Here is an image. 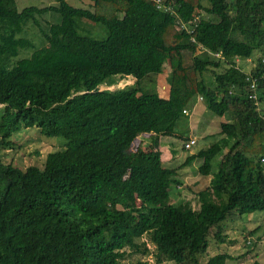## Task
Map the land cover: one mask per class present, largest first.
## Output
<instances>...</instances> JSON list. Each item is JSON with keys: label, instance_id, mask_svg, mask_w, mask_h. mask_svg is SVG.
Masks as SVG:
<instances>
[{"label": "trees", "instance_id": "obj_1", "mask_svg": "<svg viewBox=\"0 0 264 264\" xmlns=\"http://www.w3.org/2000/svg\"><path fill=\"white\" fill-rule=\"evenodd\" d=\"M51 1L18 10L0 0V148L30 127L66 140L42 167L0 155V264H148L125 261L134 253L227 264L226 251L200 259L212 230L223 242L228 218L264 212V0H163L173 12L155 0ZM93 26L105 36H93ZM31 27L37 42L26 35ZM255 52L263 55L249 71L257 99L234 59ZM164 64L170 83L161 96L147 82ZM127 77L134 83L108 88ZM200 97L228 114L225 137L186 157L201 159L209 184L194 204L173 205L179 181L162 163L160 137L185 138L175 128ZM144 133L153 134L149 144L133 149Z\"/></svg>", "mask_w": 264, "mask_h": 264}, {"label": "rangeland", "instance_id": "obj_2", "mask_svg": "<svg viewBox=\"0 0 264 264\" xmlns=\"http://www.w3.org/2000/svg\"><path fill=\"white\" fill-rule=\"evenodd\" d=\"M17 9L20 10L25 6H45L53 3L51 0H15ZM78 0H70V2L79 6ZM90 25V24H88ZM35 28H30L27 31V36H31L34 42H37L39 35L35 33ZM92 35L101 38L105 36L104 30L100 26L92 27ZM22 52L21 56H24ZM261 52H255L251 65L244 67V70L250 71V69L257 63V60L262 57ZM264 57V56H263ZM203 78L207 81L212 80L211 72H204ZM151 82H147L149 87L155 88L156 92L161 96H166L170 83V73L168 64L163 65V72L154 76H151ZM135 78L127 77L123 79H117L114 85L109 86V89L123 87L134 83ZM104 87V86H102ZM206 109V110H204ZM228 114L223 117L217 116L207 108H205L203 101H195L194 106L189 109V113L186 117H182L176 126V133L183 134L185 138H178L176 136H162L160 137V150L161 160L164 166L174 168L177 171L176 179L178 184H174L170 189V203L177 205L184 203L187 200H191L194 204V197L198 190L203 189L209 184L210 176H203L199 173V164L201 159L195 158L190 164L185 163V159L188 155L197 153L201 149L208 148L211 144L218 141L220 138L225 137L220 133L221 121L228 120ZM189 131H192L189 134ZM196 138V144L189 150L183 149V142L189 137ZM152 133H144L139 135L132 142L131 147L135 149L139 144L143 147L149 144L152 139ZM12 148H0V155L4 163H12L20 168H26L29 165H36L42 167L45 155L57 149L64 147L66 141L62 136H46L40 132L36 127L22 128L15 133L12 138ZM223 151V150H222ZM221 154V153H220ZM219 154V155H220ZM219 155L215 156L213 163V169L215 170L216 164L219 160ZM254 233L253 231H255ZM223 235H225V241L218 242L214 238V231L209 235L210 245L207 252L201 256V261L204 262L208 259V256L217 252H228L233 258L227 261V264H251L256 258L264 264V212L254 211L250 214H243L241 217L234 215L224 221ZM259 236V240H257ZM256 240L253 248L245 245L247 242ZM152 249V248H151ZM153 252V250H151ZM150 251V252H151ZM152 253L147 256H143L140 253H134L127 256V260L134 257H141L148 261V264H173L170 261H162L160 263L155 261Z\"/></svg>", "mask_w": 264, "mask_h": 264}, {"label": "built area", "instance_id": "obj_3", "mask_svg": "<svg viewBox=\"0 0 264 264\" xmlns=\"http://www.w3.org/2000/svg\"><path fill=\"white\" fill-rule=\"evenodd\" d=\"M155 1H156L157 8H159L165 12H173L172 7L169 5V3H166L163 0H155ZM180 28H184L187 31H189V29L191 27L188 24H185L182 22L180 24ZM217 54H219V53H217ZM247 80H249V82H250L249 86L247 87L248 88L247 91L250 93V97H252L253 99H256L257 98L256 89H257V84H258L257 78L255 76L249 75V78H247ZM200 99H201V97H200ZM183 112L187 113L188 110L184 109ZM195 144H196V138L193 136H189V138L183 142L182 147L185 150H189Z\"/></svg>", "mask_w": 264, "mask_h": 264}, {"label": "crops", "instance_id": "obj_4", "mask_svg": "<svg viewBox=\"0 0 264 264\" xmlns=\"http://www.w3.org/2000/svg\"><path fill=\"white\" fill-rule=\"evenodd\" d=\"M253 57H248V58H240V57H238V56H236L234 59H235V63L237 64V66H239L243 71H245L244 70V67H246L247 65H248V62L251 64V65H253L252 64V59ZM253 68V67H252ZM251 68V69H252ZM250 69V70H251ZM247 73H249V71H247ZM202 101V99H197V101ZM192 106H194V104L193 105H191V107H189V109L190 108H192ZM189 109H187L188 111H189ZM204 110H206V109H204ZM224 116V115H223ZM222 116V117H223ZM228 120H229V118H228ZM228 120H225V121H228ZM225 121H221V122H225ZM192 131H189V134L191 133ZM256 260H259V259H257L256 258ZM260 261V260H259ZM262 264V263H261Z\"/></svg>", "mask_w": 264, "mask_h": 264}, {"label": "clouds", "instance_id": "obj_5", "mask_svg": "<svg viewBox=\"0 0 264 264\" xmlns=\"http://www.w3.org/2000/svg\"><path fill=\"white\" fill-rule=\"evenodd\" d=\"M253 56H254V55H253ZM253 56H252V57H253ZM247 58H248V57H247ZM262 61H264V59H262ZM255 64H256V63H255ZM255 64H254V66H255ZM254 66H253V67H254ZM248 75H250V73H248ZM251 76H254V75H251ZM255 77H256V76H255ZM256 78H257V77H256ZM257 83H258V81H257ZM257 88H258V84H257ZM256 91H257V89H256ZM256 94H257V92H256ZM256 99H257V98H256ZM187 113H189V111H188ZM188 138H189V137H188ZM188 138H187V139H188Z\"/></svg>", "mask_w": 264, "mask_h": 264}]
</instances>
